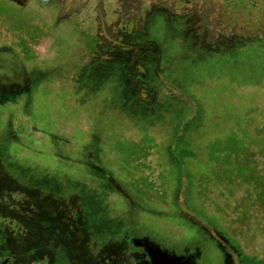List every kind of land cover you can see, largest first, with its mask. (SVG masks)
<instances>
[{
	"label": "rangeland",
	"instance_id": "1",
	"mask_svg": "<svg viewBox=\"0 0 264 264\" xmlns=\"http://www.w3.org/2000/svg\"><path fill=\"white\" fill-rule=\"evenodd\" d=\"M117 1L112 15V0L102 9L96 0H0V162L7 159L8 173L25 185L36 178L57 192L69 185L87 209L84 225L102 229L100 240L119 241L126 230L134 264H221L218 246L188 225L212 236L215 230L230 264H264V3L244 16L232 7L246 0L178 12ZM136 32L125 48L121 41ZM90 58L98 65L95 82L80 91ZM139 61L127 80L126 64ZM214 149L229 163L223 155L212 162ZM169 151L186 182L168 163ZM212 163L214 175L227 171L231 191L222 205L239 225L220 220L223 232L198 216L192 193ZM96 166L116 187L91 171ZM79 236L74 257L84 250ZM106 249L117 258L112 243ZM12 255L15 264L36 257L34 250ZM53 257L51 264H84L65 261L60 249Z\"/></svg>",
	"mask_w": 264,
	"mask_h": 264
},
{
	"label": "flooded vegetation",
	"instance_id": "2",
	"mask_svg": "<svg viewBox=\"0 0 264 264\" xmlns=\"http://www.w3.org/2000/svg\"><path fill=\"white\" fill-rule=\"evenodd\" d=\"M135 1L137 2H126L124 7L132 9L137 5L140 8L143 7L144 10L159 8L166 11L174 10L178 12L183 10L197 11L204 7L223 9L225 5H227L224 0ZM96 2L97 7L102 9L104 6V0H96ZM263 3V0L239 1L233 4L232 8L236 11L240 10L244 13V16H248L257 9L258 6H262ZM112 6L113 9H111V14L115 15V10H119L118 6L121 5L117 0H112ZM256 13L252 15L255 19L257 17ZM176 15H178V13H176ZM5 94L7 93L5 92ZM16 103L17 106H19L18 101L13 104L16 106ZM16 108L15 112L17 111L16 113L20 112V114H22L21 111H23V109L18 108L16 110ZM9 127L11 133V128L13 129L14 126L10 124ZM19 135L17 134L15 137L17 138ZM8 164L9 162L7 159H5V163L0 162V264H15L17 258L14 257L12 253L18 249L24 250V254L30 250H34L36 257L33 258V264L55 263L56 261L53 256L58 249L64 252V255L67 257L65 258V261L70 263H74V260L80 258L84 264L88 262H91L92 264H134L130 261V257L127 253L129 246L126 240L128 238L126 230L121 232L122 236L119 241L115 239L105 240L103 238L100 240L98 234L103 235L102 229L97 230L96 232V229H92L93 227L90 228L89 226L84 225L83 217L85 212H87V209H85L80 198L76 196V191L72 192L71 188L68 187L69 185L63 189V192H57L55 187L49 184L47 180H43V182L39 181L37 183V178V180H34V183L32 182V184L25 185L8 173L6 168ZM91 171L93 173H98L100 179L104 180L108 185H114L116 187V181L110 179L107 173H103V170H100L97 166L92 167ZM135 195L145 202L143 196ZM121 196L124 199L123 201H127L126 194L122 193ZM73 202L75 203L74 211L72 210ZM129 206L131 209L134 208V204L131 200H129ZM178 211L179 210L177 209V212ZM164 228L168 229L169 227ZM190 228L194 231L196 230L201 235V238L206 240L208 245L212 244L218 246V249L224 256V261L221 260V264H230V259L225 252L224 246L217 241L218 237L215 235V230L213 231L212 236L209 231H207L209 228L205 226L200 227L198 225H188L186 227V229ZM200 230H206L207 233L202 231L204 233L203 235L199 232ZM78 233L80 234V246H82L84 250L81 249V254L74 257L71 253V247L74 241L72 238L73 235ZM94 234H97L98 238L96 237L93 241L92 236ZM23 237H26L27 240L21 243L19 239H22ZM109 243H112L115 246L117 258H114L113 254L108 253L106 247ZM203 245L206 246L205 243ZM51 250H53L52 255L50 253ZM104 253H106V255ZM58 263H60V259Z\"/></svg>",
	"mask_w": 264,
	"mask_h": 264
},
{
	"label": "trees",
	"instance_id": "3",
	"mask_svg": "<svg viewBox=\"0 0 264 264\" xmlns=\"http://www.w3.org/2000/svg\"><path fill=\"white\" fill-rule=\"evenodd\" d=\"M139 35V34H141V33H138V32H136V33H132V34H130V35H128V37L126 38V39H124L123 41H121V44L123 43L124 45H125V48H127V46L129 45V42H130V37L132 36V35ZM137 57V56H136ZM136 57H134V58H136ZM89 63L91 64V71L90 72H88L87 74H84L83 72V74H82V76L83 77H86V80L85 81H82L81 83H79L78 85H79V90L80 91H84V90H87V89H90V86H91V88L93 87V82H95V78H93V76H95L96 74V72H97V70H96V68H98V65H97V63H96V61L95 60H93V58H90V61H89ZM139 63H140V61L138 62V63H135V64H133V62H129L128 64H126V70H125V78L128 80L129 79V75H127V74H129V73H131V71L133 70V68L134 67H136V69L137 68H141L140 67V65H139ZM23 70V68H20V69H14V70H12L11 72H10V74H8L6 77L7 78H9V76L10 75H12L11 73H19V71L20 70ZM143 74H144V70H142V72H141V77L143 78L144 76H143ZM6 77H4V78H6ZM0 78H2V77H0ZM31 82H32V79H31ZM142 86V85H141ZM140 86V87H141ZM144 86V85H143ZM135 90V89H134ZM146 90V89H145ZM30 92V91H29ZM147 93V95H148V100H149V98H150V100H151V97L149 96V94L150 93H148V92H146ZM28 94H30V93H28ZM23 95V94H22ZM22 95H16L14 98H17V97H21ZM25 97H27V96H23V98H25ZM10 98V97H9ZM29 98V97H28ZM147 98V97H146ZM27 99V98H26ZM149 100V101H150ZM22 112V114H26L25 113V111L23 110V111H21ZM19 114H20V112H19ZM141 143H143V141H140V143L139 144H141ZM150 143V142H149ZM211 145H214L217 149L219 148V146H217L216 144H214V143H211ZM224 152H221V153H219V154H221L219 157H217L218 155V151L216 150V149H214V151H213V154L215 155V156H211L212 157V162H214L213 160H214V158H220L221 159V157H222V155H223V159H222V161L223 162H225V163H229V159L230 158H226L225 156H226V153H224ZM212 154V155H213ZM171 158V159H170ZM177 162V163H175V162ZM232 161V160H231ZM233 162V161H232ZM168 163L171 165H174V166H176V168H177V170H179V173H180V175H179V177H177V179H181V180H183V182H186V180L184 179V175L182 174V170H181V167H180V163H179V161L178 160H176V158H175V154L173 153V152H171V151H169V154H168ZM177 164H178V167H177ZM226 165H228V164H226ZM229 168L231 167V165H229L228 166ZM179 168V169H178ZM232 168V167H231ZM223 169V168H222ZM212 170H213V163L209 166V168L207 169V171H205V173L204 174H202V175H199L198 177H197V180H196V182H198L199 184L197 185L196 183H195V187H196V189H194V191H192V193L193 194H198V198H196V201H195V205H197L198 206V208L200 209V211H199V213L197 212V214H198V216H200L201 218H203V219H205V220H207L208 222H209V224L211 223V225H213L214 227H220V230H221V232H223V229L225 228V224H221L220 223V220L222 221H224L225 223H227L226 224V226H228L229 227V223L230 222H232L233 224L231 225V226H235L236 225V227H238L239 225H237V222L235 221V219H233V217H231L230 216V207L229 208H225L222 204L224 203V200H225V198H226V196L229 194V192L231 191V185L230 184H228V183H226L227 181H226V174H227V171L225 170H223L224 172H225V175L222 173V175L220 176V175H218V176H216V175H214V173L212 172ZM235 171V170H234ZM235 173H237L236 171H235ZM238 175V174H237ZM246 176V178L248 179L249 178V176H250V171L248 172V174L247 175H245ZM238 177H240V178H243L244 179V175H241V176H239L238 175ZM176 179V180H177ZM209 179H215V185L213 186H211V185H209L208 183H207V180H209ZM241 186H243V184L241 185ZM186 190L187 189H185V195H186ZM223 196V201L221 200V197ZM211 202H213V204H215V205H213V206H211ZM201 204L202 206H205V208H200V206H199V204ZM209 205V206H208ZM202 209H205L204 211L202 210ZM176 210V209H175ZM207 211V212H206ZM176 212H177V210H176ZM174 215H175V212L173 213ZM173 214H172V216H173ZM196 214V213H195ZM212 215H214L215 216V218L216 217H218L217 219H216V221L219 223V224H217L215 221H209V218H208V216H212ZM173 219H174V222H178L179 220H177V218H178V216H174V217H172ZM213 220V219H212ZM215 220V219H214ZM229 222V223H228ZM180 224V223H179ZM185 225V224H184ZM192 236H189V238H187L185 241H187V243L188 244H190V245H192L193 243H195V241H196V239H194L193 238V240L194 241H192ZM185 239V238H184ZM189 247H192V246H189ZM202 247H204L205 249H206V246H204V245H202ZM216 247V246H215ZM196 249V248H195ZM219 250L217 249V257H216V255H215V257L216 258H218V256H219ZM217 262H219L218 261V259H217ZM216 262V263H217Z\"/></svg>",
	"mask_w": 264,
	"mask_h": 264
}]
</instances>
